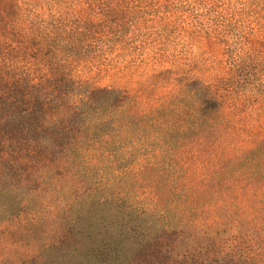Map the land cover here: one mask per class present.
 <instances>
[{
  "label": "clouds",
  "instance_id": "obj_1",
  "mask_svg": "<svg viewBox=\"0 0 264 264\" xmlns=\"http://www.w3.org/2000/svg\"><path fill=\"white\" fill-rule=\"evenodd\" d=\"M0 264H264V0H0Z\"/></svg>",
  "mask_w": 264,
  "mask_h": 264
}]
</instances>
